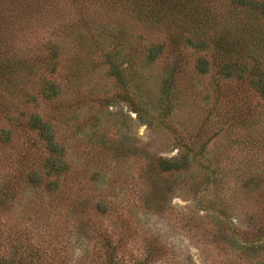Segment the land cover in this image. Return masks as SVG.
<instances>
[{"label":"trees","instance_id":"1","mask_svg":"<svg viewBox=\"0 0 264 264\" xmlns=\"http://www.w3.org/2000/svg\"><path fill=\"white\" fill-rule=\"evenodd\" d=\"M95 3L108 16L99 23L89 18ZM65 8L76 16L58 34L72 36L77 53L66 60L60 42L34 47L27 40L34 20ZM157 62L161 67L154 74ZM96 72L112 78L123 99L151 125L174 126L176 111L189 105L192 114L201 113L196 118L201 127L187 132L189 137L181 134L177 157H163L147 154L126 133L106 139L95 125L84 135L89 144L95 141L90 152H97L99 162L91 173L73 174L51 114L60 113L69 124L65 87L74 88L72 97H92L95 87L85 86ZM19 141L25 150L19 168L1 176L0 207L32 194L34 216L20 228H0V264H176L172 250L154 234L143 236L136 255L128 253L136 231L130 218H121L126 227L107 233L105 219L123 213L114 201L116 187L105 188V178L114 170L120 176L119 168L131 158L141 162L136 193L143 215L169 209L173 178L190 174L197 180L200 174L207 186L218 183L221 166L214 162L221 149L247 152L253 158L244 164L245 183L261 182L252 171L264 166V0H0V150L16 149ZM220 224L214 236L227 250L243 264H264L262 228L232 226L226 235ZM85 242L91 250L78 261L75 249Z\"/></svg>","mask_w":264,"mask_h":264},{"label":"rangeland","instance_id":"2","mask_svg":"<svg viewBox=\"0 0 264 264\" xmlns=\"http://www.w3.org/2000/svg\"><path fill=\"white\" fill-rule=\"evenodd\" d=\"M89 6L91 7L89 18L99 23L101 19L108 17L106 10H102L99 4ZM76 7L79 8V6ZM75 16L73 8L70 10L65 8L60 13H53L44 19L34 20L33 34L29 35L30 38L28 37L27 40L32 41L34 47L36 43L49 40L60 42L63 47L65 46L63 59H71L77 54L72 44L74 38L59 36L58 32L61 33L62 29L69 27ZM136 30L137 28H134L135 32ZM34 35L37 38H34ZM145 35L149 40L153 38L149 30ZM158 63L160 62L151 66L154 74L157 73L159 66L161 67ZM92 86L95 87L92 97L87 93L81 97H72L74 88L68 89V85L65 87L68 92L66 96L69 98L66 108L72 110L69 115L71 116L69 124L64 121L60 113L54 115L50 113L58 129V139L66 145L67 158L71 161L73 174L89 169L91 173L96 163L99 162L95 158L98 157L97 152H90V145L95 141L89 144L87 136L84 135L85 132L91 133L95 125L101 131L100 134L104 131L107 133L106 139H121V134L126 133L147 154L163 157H177L182 151L180 147L182 143L178 141L181 134L186 136L189 132L195 134L201 127L199 119H196L201 117V113L192 114L189 105L176 111L174 126L159 121L151 125L123 99L122 91L115 81L102 72H96L85 88ZM91 98L103 99V102H106L102 105L105 106L103 107L101 103L99 105L96 100L91 101ZM88 103L95 105L90 107ZM39 112L45 115L44 104L39 108ZM151 115L156 116L157 112L152 109ZM212 132L213 129L209 131V135ZM205 137L206 135L202 138ZM213 144L212 141L209 144L210 153L208 155H211V158L216 155L214 154L216 147ZM24 150L22 141H19L16 149L5 153L0 150V181L1 176L7 173L10 167L19 168V160L22 159L21 155ZM219 153V160L214 162L216 168L221 166L218 169L219 173L215 175L219 178L218 183L212 182L207 186L200 174H197V180L192 179L190 174L182 175L176 180L173 178L170 180L174 186L173 191L167 193L169 209L161 211L153 208L152 213L146 215L142 213V203L136 193L137 182H142L138 179L141 162L133 158L129 159L119 168L120 176L116 174L117 170L108 171L103 186L105 188L116 187L114 201L118 206V211H122L123 214L122 217L115 214L105 219L106 224L109 225L107 233L116 231L118 225L126 227L121 218L127 217L136 229L133 232L135 241L128 247V253L132 255H136L141 250L144 235L154 234L159 237L162 244L167 246L169 252L172 250L177 260L176 264H187L189 262L187 258H190L191 264H243L241 259L227 250L214 235L218 228L217 222L221 223L219 226H223L226 235H231L229 227L232 226L242 230L252 228L264 230V166L262 169L252 171L253 174H259L261 182L248 186L244 180V176L248 175V169L244 168V164L249 163L253 157L247 158V152L241 153V151L232 149H227V151L221 149ZM12 160L14 164H9ZM198 167L195 165L193 171L198 173ZM84 182L87 180L84 179ZM34 197L32 194L21 196L14 200L12 207L7 209L0 207V228L5 231L7 225L20 228L25 220L28 221V218L34 216L31 212L34 206L30 204ZM137 216L140 217V221ZM255 234H260V232ZM86 236L88 238L91 235L86 234ZM89 250L91 247L86 242L82 247L76 248V259L83 261Z\"/></svg>","mask_w":264,"mask_h":264}]
</instances>
